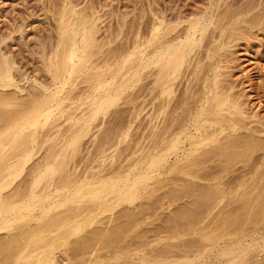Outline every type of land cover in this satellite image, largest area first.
Returning <instances> with one entry per match:
<instances>
[{
  "label": "bare ground",
  "instance_id": "1",
  "mask_svg": "<svg viewBox=\"0 0 264 264\" xmlns=\"http://www.w3.org/2000/svg\"><path fill=\"white\" fill-rule=\"evenodd\" d=\"M252 2L247 1L241 6L237 5L238 8L234 10L231 8L235 4L229 2L226 4L225 2L223 7L217 3L214 5L216 7L208 14L191 18L188 20V25L176 33L170 29L172 27L166 26L163 20L159 19L151 26L147 22L146 25L150 28L145 25L147 27L145 30H149L144 31L141 39L134 42L132 50L130 48L110 49V47L108 50L102 51L100 46L96 47L94 27L87 24V19L86 21L84 19L70 20L67 13L63 14L62 21H60L62 24L61 33L57 43L55 42V45H50L48 48L45 43L40 42L38 51L51 85L49 82L47 85L44 84L43 80L41 81L44 83H40L34 78L36 82H39L38 85L36 84L39 87L34 88L33 92L31 90L29 94L27 91L26 95H22L23 89L19 91L21 94L17 92L21 87L16 84L18 81L15 76L17 69L16 64L14 66V59L5 58L7 55L0 56V231L7 232H5V238H0V264H60L55 256L57 246H70V243L66 241L67 237L69 238L68 235H77L82 231V227L78 223L67 227L72 214L78 216L83 211L98 210L101 212L109 208L113 209L122 203H133L156 172L161 174L164 170L166 174L181 172L189 176L200 177L201 175L199 174V176L198 173L201 168H196L212 161L218 155L231 159L234 154L237 155L236 153L240 152V155L244 153L247 158L245 160L249 161L253 155L248 154V151L258 153V150H262L261 152H263L261 155L255 154L257 157L252 158L250 162H253L250 163L246 171L249 177L247 178L246 174L241 175L242 178L239 177L236 189L231 188L230 185L228 186L231 189L222 185L223 177L229 173L230 166H225L229 162H226L220 170L208 171V173L204 170V178L213 181L207 185L208 187L204 184L205 187L197 190L190 184L187 193H190L192 198L194 195L200 196L201 199L202 196L209 199L206 204L204 200L197 202L199 205L205 204L204 207L207 210L213 211L219 205V200L234 192L237 194V198L240 197L242 199L240 200L244 202L241 206L238 205L239 207L236 206L231 210V212L235 210L233 215L231 212L229 216L224 217L220 214L222 218L220 217L219 225L229 227L235 224V220H239L244 227L249 224H253L255 227L264 224V139L251 137L247 140H240V137L237 136V134H242L241 130L247 131L249 136L264 134V130L248 128L243 123L244 110L238 93L233 91L234 86L223 84L219 80L220 73L217 70L221 67V59L227 55L226 53L224 57H221V50L224 48L226 50L229 44L236 40L235 35L241 34L236 31L242 29L245 32L244 27L251 28L252 24H257L259 16L253 21L252 19L255 18L245 20V18L238 17L242 13H251L258 6L263 5L262 2L255 4ZM174 28L176 29V26ZM226 34L228 36L225 38ZM0 51L2 52V50ZM126 52L129 53L123 56ZM116 66L122 70L118 75L115 73ZM20 72H17L18 77ZM29 75L26 77L28 78ZM141 76L144 80L142 91L146 96L147 105H145H153V111L147 119L146 130L143 133L144 141H146L144 158L148 160L146 167L138 171L139 166L135 164L133 167L121 170L119 169L121 163H118L120 166L114 167L113 165V168L104 174H102L105 171L103 169L90 172L83 170L87 174L79 175V172L76 173L75 166L71 164L72 158L78 150L80 151L83 138L89 134L92 128H90V124L99 117L104 118L110 113L111 109L118 105L124 90L127 87L135 86ZM80 77L82 79L80 83H75ZM183 79L186 80L184 84H182ZM81 83L86 85L82 88L79 86L80 89H78L77 85ZM51 87L53 88L51 89ZM12 88H16V90H12ZM81 96L84 98H78ZM77 100L78 102L75 103ZM79 109L81 115L76 116L74 112ZM63 115L66 120H71V125L67 126L68 128L63 134L58 133L63 139L58 138V143L62 141L61 144L59 145L56 143L57 140H53L54 142L45 148L46 153L44 152L43 161L40 160L35 165L32 164L34 166L33 169L31 168L29 179L27 178L13 187L14 181L20 177L27 164L34 162L36 153L50 141L51 135L48 129L44 131V128L52 125V118ZM154 128L156 130H153ZM105 129L106 127L104 131H106ZM224 133L225 136L222 135ZM113 134L106 135L104 142L102 141L103 144H100L101 153L107 151L106 145ZM223 136L224 138H222ZM243 136L245 138L247 135ZM172 158L175 159L170 164ZM184 160H186L184 165L179 166V162ZM217 168L219 167L217 166ZM137 171L138 173H136ZM227 178L230 180V177ZM248 184L249 187L242 189ZM7 189L10 190L8 193L5 192ZM39 194H43L44 199L57 194L59 200L54 201V206H47L41 201L42 199H38ZM216 199H219L217 203ZM82 203L84 204L82 205ZM37 204L42 206V220H38L32 227H26L27 222L29 223L31 220L33 222L35 219L36 215L31 214L32 208ZM58 207L63 209L59 211L62 212L54 214L55 211L52 210ZM178 211L180 212V210ZM183 219L185 220V218ZM130 221L132 222L133 219ZM180 221L182 222V220ZM179 224L181 223L179 222ZM175 225L177 226V224ZM129 226L131 227L130 224ZM240 226L242 227V225ZM126 229L128 227H114L111 231L107 230L109 231L107 233L102 230V232L91 230V232L94 231L92 237L80 236L81 238L75 242V246L73 248L70 246L73 250L65 249L64 259L68 261L67 264H90L91 262L88 263L89 259L87 260L85 256L92 255L96 241L104 239V246L108 247V243L111 244ZM56 230L61 232L51 235ZM107 238L113 239L108 242ZM187 249L189 250L188 247ZM235 252L234 248L225 250L223 254L231 255ZM167 263L169 264V262ZM185 263L179 262L178 264Z\"/></svg>",
  "mask_w": 264,
  "mask_h": 264
},
{
  "label": "rangeland",
  "instance_id": "2",
  "mask_svg": "<svg viewBox=\"0 0 264 264\" xmlns=\"http://www.w3.org/2000/svg\"><path fill=\"white\" fill-rule=\"evenodd\" d=\"M247 1H253L252 3L254 4L262 2L263 5L258 6L251 13H242L238 17L245 18V20L255 18L252 19L253 21L256 20L259 16V19L256 21L257 24H252L251 28L244 27V29H246L245 32H243L244 30L242 31V29L237 31L235 30L236 32L241 34L235 35L236 40H233V42L229 44L226 50L225 48L224 50H221V57H224L226 53L227 55L225 56V58H220L221 67L217 70L220 73L219 80H221L223 84L234 86L233 91L238 93L239 100L242 103L244 110L243 123L248 126V128L264 130V0H0V50H2V52L0 51V53H2L0 54V56L3 55L5 57L7 55V57L5 58H9L11 60L14 59V66L16 64L15 67L17 69L16 71H21L20 76L18 77V73L14 70V73L16 72L15 76L17 77L16 79L18 81V83L16 84H18V87H21L17 90V92L21 94V92L19 91H22L23 89L22 95H26L25 93L27 91H29L27 92V94H29L31 93V90L33 92L34 88H38L39 86L37 85L39 82L44 83L43 81H45L44 84L47 85L49 82V85H51L50 78L48 77L44 66H42L43 64L40 59L41 55L38 51L40 49V42L45 43L48 48L55 42L57 43L61 33L62 24L60 21H62L61 16L63 14L67 13V15L70 16V20L84 19L86 21L87 19V24L94 27L93 29L95 31L97 45L96 47L98 48L100 46V48H102V51H105L106 49L108 50L110 47V49L130 48V50H132L134 42L139 41L143 34L149 30L145 29L147 27L150 28L149 26H151L152 23L159 19L163 20L166 26L172 27L169 28L173 29V32L176 33L180 31L182 27L184 28L185 26H187L188 20H190L191 18L200 16L205 13L208 14L210 11H212V9L216 7H214V5H216L217 3H220V5H222L223 7L225 5V2L226 4L228 2L233 5L235 4L233 8H231L234 10L238 8L237 5L241 6L242 3L245 4ZM147 22L150 23L148 24L149 26L146 25ZM242 25L245 26V24ZM175 26L176 29L174 28ZM227 36L228 35L226 34L225 38ZM128 53L129 52L124 53L123 56ZM15 58L17 59V61ZM22 71L24 72L22 73ZM121 71L122 70L120 69V67H115V73L117 75L119 74V72L121 73ZM28 75L29 77L27 78L26 76ZM34 78L39 80V82H36ZM81 80L82 79L80 77L75 81V83H80ZM142 82L144 83L143 76L139 78L135 86L127 87L124 90L125 92L121 100H119L118 105L113 107L110 113H108L104 118L102 116L99 117L97 120L93 121L90 124V128H92L89 134L85 138H83L82 144L79 148L80 151L78 150L76 154L74 153L75 155L72 158L73 160L71 159V164L75 166V170L77 169L76 173L79 172V175H84L91 170L97 171L104 169L105 171L102 172V174H104L105 172L107 173L108 171H110L113 168V165L114 167L121 165V167L119 168L121 170L133 167L135 166V164L139 166L138 171H141L146 167L148 160L144 158V146H146V141H144L143 133L146 130L145 127L147 124V119L153 111V105L149 104L148 106H146V96L144 91H142ZM182 82V84H184L186 83V80L183 79ZM85 85L86 84L84 83L78 84L77 88L79 86L80 88H82V86L85 87ZM52 88L53 87H51V89ZM14 89L16 90V88H12V90ZM84 96L78 98L83 99ZM76 102H78V100L75 101V103ZM80 113V109L74 112L76 116L81 115ZM51 122L52 125L45 127L44 131H47L48 129V132L51 135L50 138L52 140L50 139L48 144L46 143L47 145H45L36 153L33 160L35 163L31 162L27 164L20 177L15 180L16 182L14 181L13 187H15L16 184L21 183V181L26 180L27 178L29 179L28 176H30V172L33 169V166L37 162H40V160L43 161L42 159H44L46 153L45 148L48 145L52 144L54 142L53 140H57L56 143L59 142L58 138H60V140H63L61 139L60 134H63L65 129L68 128L69 125H71V120H66V117H64V115L52 118ZM104 126L106 127V131H104ZM153 130H156V128H154ZM117 132L119 133L117 137H115ZM110 133L114 134L113 137H110L111 139L106 145L107 151L101 153L100 144H103L104 138ZM241 133L242 134H237V136L240 137V140H247V138L250 139L251 137L264 139L263 133L252 134L254 136H249V133L245 130H241ZM222 135L225 136V133ZM243 135H247L248 137L246 136L244 138ZM224 136L222 138H224ZM61 142L62 141H60V143L58 144L60 145ZM109 144H111L112 146ZM261 151L262 150H258V153H252L251 151H248V154L253 155L252 158L254 159L255 157H257V154L261 155L263 153ZM236 154L237 155L234 154L231 159L230 157H219L218 155L215 157V159L213 158L212 161L205 164L207 167L205 165L197 167L196 169L201 168L198 175L200 174L201 176H199L202 178L189 176L181 172H172L166 174L163 170L161 174H157L156 172L153 175L152 179L148 181L145 188L139 192L138 199H136L133 203H122L113 207V209L109 208L108 210L106 209L101 212L98 210L94 212L83 211L78 216L72 214L70 216L71 218H69V226L67 227H72L73 224L78 223L81 225L82 231L77 235L69 234V238L67 237L66 241L70 243V246H72L73 248V246H75V242L81 237H92L94 235V231L91 232V230H98L99 232L105 231V233H107L114 229V227H128V229L124 230L123 233H121V237L117 236V239H114L113 241L112 239L115 237L111 239L107 238V241H112L111 244L108 243L110 241L106 242L109 244V248L107 246V248L104 246V239L96 241L92 255L85 256L87 260L89 259L88 263L124 264L125 262V264H168L167 262H169V264H178L179 262H187L185 264H264V224L258 225L256 227L253 226V224H249L247 225V227L246 225L244 227V225L241 224L239 220H235V224H232L229 227L219 225V221L222 217L229 216L231 210L235 209L236 206H241L242 202H244L241 201L242 199L240 197L237 198L236 193L234 194L233 192L232 194H230L231 196L229 195L222 200L216 199V203L218 200L220 201L218 203L219 205L215 207L216 209H213V211L218 210L216 213L210 211L209 209L207 210V208L204 207L209 199H205L204 196H202L201 199L200 196L194 195L192 198V195H189L190 193H187V191L189 192L188 189L190 184V186H195L197 190H201L202 187L205 186L208 187L207 185H210L213 181H209L204 178L203 175L205 174V171H207L208 173V171L211 172L220 170L221 168H223L222 165L226 162H229L225 165L230 166H228L229 173L227 176L223 177L222 185H224V187H228V189L230 188V186L231 188L236 189L240 178H242V176L247 173L246 171L248 170V166L253 162H250L252 158L249 159V161L247 160V162L245 160L247 158L244 153L243 155H240V152ZM223 158H227V161ZM242 158L244 159V162ZM174 159L175 158H172L170 160V164H172L171 162H174ZM185 161L186 160L179 162V166L184 165ZM118 163L121 164L119 165ZM233 163H235L236 165H233ZM32 164L34 165L32 166ZM217 166L219 168H217ZM83 170L87 172H84ZM138 171L136 173H138ZM82 172L84 173L82 174ZM230 175L236 179L232 178ZM133 177L134 175L132 174V178ZM177 177L180 180H178ZM227 177H230V180ZM246 177L248 178L249 175H247ZM164 178L167 180H165ZM160 179L163 181H161ZM228 182L229 184H227ZM246 187H249V184L245 187H242V189ZM9 191L10 190L8 189L5 190L6 193H8ZM39 198L42 199L41 201L45 205L47 204V206H54V201L59 200L57 194L51 196L48 199H44L43 194H39L38 199ZM200 200H204L205 204L199 205V202L197 201ZM195 203H198V205H196ZM83 204L84 203H82V205ZM223 206H225V208H223ZM41 207V205L37 204L33 207L34 209L32 208L33 212L31 211V215L35 214L36 216L33 215L35 219L33 220V222L32 220L29 223L27 222L26 227H32L36 225V222L38 220H42L43 211H41ZM199 207H202V209H200ZM61 209V207H58L54 208L52 211H55L54 214H57L62 212H59ZM177 209L180 210V212ZM234 211L231 212L232 215ZM192 212L193 214H195L193 215ZM36 213L39 215H37ZM220 214L222 215V217ZM180 216H184L183 218H185V220L183 218L181 219ZM130 219H133V224H131L132 222L130 221ZM180 220H182V222ZM179 222L181 224L183 222L184 223L181 225L179 224ZM129 224L131 225V227L129 226ZM175 224H177V226ZM24 225L23 227H25ZM240 225H242V227ZM237 228L239 229V231ZM230 231H232V233H230ZM5 232L6 231H0V238L6 237L7 232ZM60 232V230H56L53 231L51 235H55ZM119 238L122 239L120 240ZM114 243L116 246L114 245ZM70 246H57V249L55 250V256L60 264L68 263V261L64 259L63 253L65 249H69V251L73 250ZM112 246H114L115 248L113 247L112 249ZM187 247L189 248V250L187 249ZM234 248L236 249L235 253L231 255L223 254L225 250ZM159 250L161 251V253ZM209 250L210 252H208ZM161 259L162 262H160Z\"/></svg>",
  "mask_w": 264,
  "mask_h": 264
}]
</instances>
